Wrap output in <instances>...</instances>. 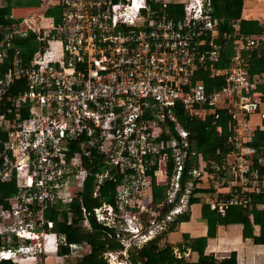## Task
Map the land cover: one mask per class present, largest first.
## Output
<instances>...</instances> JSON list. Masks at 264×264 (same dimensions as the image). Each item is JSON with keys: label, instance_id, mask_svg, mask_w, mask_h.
<instances>
[{"label": "built area", "instance_id": "built-area-1", "mask_svg": "<svg viewBox=\"0 0 264 264\" xmlns=\"http://www.w3.org/2000/svg\"><path fill=\"white\" fill-rule=\"evenodd\" d=\"M57 2L58 22L35 26L29 16L0 36V181L16 184L7 206L0 205V260L19 262L66 244L45 211L74 197L89 173L84 161L95 155L102 168L94 173V197L106 180L120 179L112 202L91 210L81 205L83 226L90 227L92 216L122 244L134 238L129 247L160 235L188 209L195 179L206 178L209 207L222 215L264 193V142L251 145L255 132L264 131V69L251 74L247 67L252 52H264V32L241 33L238 20L230 22L232 32L220 31L210 0L181 1L179 18L164 0L158 7L150 0ZM29 32L39 44L25 61L12 39ZM229 41V64L217 68ZM198 73L222 76L223 83L207 91ZM12 86L20 88L11 92ZM178 108L200 120L225 111L230 148L220 161L202 163ZM73 143L80 150L70 154ZM188 156L198 165L183 185ZM154 175L167 185L158 204L147 198ZM80 244L88 245L69 243V250Z\"/></svg>", "mask_w": 264, "mask_h": 264}, {"label": "trees", "instance_id": "trees-1", "mask_svg": "<svg viewBox=\"0 0 264 264\" xmlns=\"http://www.w3.org/2000/svg\"><path fill=\"white\" fill-rule=\"evenodd\" d=\"M153 7H158V3L150 0ZM41 0H34L28 4L20 5L39 7ZM211 9L210 14L213 18L220 20L219 30L232 32L230 22L238 20L241 33L257 34L264 32V25L260 24L255 19H244L240 17L242 0H210ZM9 7V8H8ZM11 2L8 0L7 8L2 12L0 10V36L6 35L10 32L12 26L18 25L23 16L11 17L10 11ZM62 6L57 5L48 7L44 14L52 16L55 22H58L61 17ZM165 10L174 18L182 16V6L178 3H168ZM13 46L19 49L20 56L29 61L33 52L38 47V41L35 35L29 32L26 36L13 37ZM233 54L232 42L229 41L222 49L220 60L215 64L217 68H224L228 66L230 57ZM248 71L253 74L264 69V52H252L248 57ZM196 78L201 80L207 91L219 88L223 83L222 76L210 77L207 73H198ZM20 88L19 86H12L10 91L14 92ZM25 115V114H23ZM175 115L179 123L189 131V140L192 150L201 153L203 161L207 164L211 159L220 161L230 146L225 142L227 115L223 109L218 111V116L214 114H206L203 120L191 119L187 117L180 108L175 110ZM221 126V132H216V127ZM264 142V131L258 130L255 132L254 139L251 143L252 146H261ZM79 144L73 143L70 147L69 153L78 151ZM101 159L98 156H92V161H84L85 167L89 173L82 180V187L74 188V197L70 201L58 200L52 208L45 211V217L53 221L52 231L61 234L65 237L66 244H59L57 253L65 255L69 253V243L87 242L88 251L82 253L75 264H111L105 257V252L108 248H117L118 241L115 236L114 229H108L97 223L92 216H88L90 227L83 226V212L81 205L83 204L87 210L97 206L101 201L112 202L114 188L116 182L120 177L114 178L115 180H106L99 187L98 196L92 195L96 177L94 173L100 171L102 168ZM198 161L195 156H188L186 158L181 183L190 179L188 171L197 166ZM157 165L153 166L155 170ZM171 163L167 161V173H171ZM204 179H195L193 182V189L191 191V201L196 195L205 194L210 196L212 189L207 185L202 186ZM207 183V181H206ZM197 185V186H196ZM167 185L165 183H157L155 175L152 178L151 186L147 193V198L153 203L158 204L165 198ZM16 192L15 180L0 181V205L7 206L6 198L14 195ZM250 205L242 207L239 205H229L225 209L224 214L218 213L209 207V203H203L201 206V216L207 224V235L200 237H189L187 234L182 235V241L176 245L166 243L159 245L160 235L149 240L141 247H134L128 250L127 256L124 259V264H237L236 252L233 250L227 257L216 258L212 253H205L204 248L206 245L207 237L215 236V228L217 224H229L238 222L242 224V237L253 238V225H259L260 229L264 231V208H258V204H264V193H252L250 195ZM189 204V205H190ZM190 206L188 207V209ZM188 209L176 216L175 221H187L189 219ZM16 246V243H14ZM177 249L180 256H177L174 250ZM190 249L197 253L196 260H191L190 256L186 255V250ZM24 259L19 261L22 263ZM0 264H17L10 259L0 260ZM38 264V263H36ZM42 264V263H39Z\"/></svg>", "mask_w": 264, "mask_h": 264}, {"label": "crops", "instance_id": "crops-1", "mask_svg": "<svg viewBox=\"0 0 264 264\" xmlns=\"http://www.w3.org/2000/svg\"><path fill=\"white\" fill-rule=\"evenodd\" d=\"M34 0H10L11 8L7 9L10 11L11 17H21L23 19L29 16L35 20V26H46L50 19L54 21L52 16H46L44 11L48 7L57 5V0H41L39 7H30L20 5L28 4ZM157 3L158 0H153ZM167 3H178L181 5L183 0H164ZM8 0H0V10L5 12L7 8ZM182 6V5H181ZM9 8V7H8ZM6 13V12H5ZM240 17L244 19H255L260 24L264 25V0H242V6L240 11ZM19 23V24H20ZM202 163H205L201 159ZM204 182L202 186L206 187L208 181L203 177ZM207 181V183H206ZM157 183H163L157 182ZM211 195V194H210ZM192 203L188 209L189 219L187 221L174 222L164 232L165 234L160 238L159 245L166 243L174 244L182 241V235L187 234L189 237H200L207 235V224L201 216V206L203 203L209 201V197L205 194L196 195L192 198ZM258 208H264V204H258ZM253 238L242 237V224L238 222H232L229 224H217L215 228V236L206 238V245L204 248L205 253H212L218 259L227 257L231 251L236 252L237 264H264V231H262L259 225H253ZM89 249L88 245L84 252ZM187 255L190 256L191 260H196L197 253L186 250ZM73 253L69 250L68 254L59 255L57 250H50L47 253H37L29 257L24 258L22 263L16 262L17 264H64L65 260L71 257ZM77 255V254H76Z\"/></svg>", "mask_w": 264, "mask_h": 264}, {"label": "rangeland", "instance_id": "rangeland-1", "mask_svg": "<svg viewBox=\"0 0 264 264\" xmlns=\"http://www.w3.org/2000/svg\"><path fill=\"white\" fill-rule=\"evenodd\" d=\"M216 132L220 133L217 129H216ZM164 232L165 231H163L160 234V237H162L165 234ZM127 235H129V234H127ZM34 241H31V243H33ZM133 241H134V238H129L128 240L124 239V243L123 244H122V242L118 241L117 242L118 243V247L117 248H108L106 253H105L106 254L105 257L107 258V260L110 261L111 264H124L123 262H124V259L127 256L128 250L134 248V246H131V247L128 246L129 244L132 245ZM12 243H13V241H8V242H5L3 244L11 245ZM76 243H81V242H76ZM85 248H86L85 244H80V246L78 245L76 248H74L72 250L73 255L71 257L67 258L65 260L64 264H75L76 260L78 259V257L82 253H84Z\"/></svg>", "mask_w": 264, "mask_h": 264}]
</instances>
